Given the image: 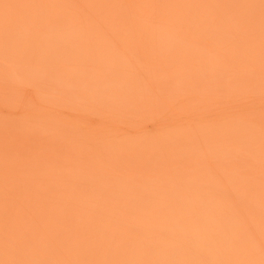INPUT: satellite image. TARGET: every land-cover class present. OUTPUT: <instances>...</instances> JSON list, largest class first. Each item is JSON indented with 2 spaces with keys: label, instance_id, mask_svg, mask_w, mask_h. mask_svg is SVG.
Instances as JSON below:
<instances>
[{
  "label": "bare ground",
  "instance_id": "6f19581e",
  "mask_svg": "<svg viewBox=\"0 0 264 264\" xmlns=\"http://www.w3.org/2000/svg\"><path fill=\"white\" fill-rule=\"evenodd\" d=\"M0 264H264V0H0Z\"/></svg>",
  "mask_w": 264,
  "mask_h": 264
}]
</instances>
